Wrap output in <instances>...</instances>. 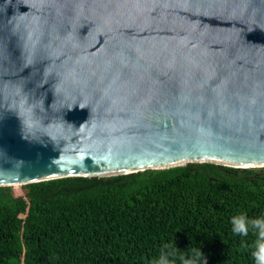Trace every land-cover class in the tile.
I'll list each match as a JSON object with an SVG mask.
<instances>
[{"label":"water","instance_id":"obj_1","mask_svg":"<svg viewBox=\"0 0 264 264\" xmlns=\"http://www.w3.org/2000/svg\"><path fill=\"white\" fill-rule=\"evenodd\" d=\"M264 169V0H0V188Z\"/></svg>","mask_w":264,"mask_h":264},{"label":"trees","instance_id":"obj_2","mask_svg":"<svg viewBox=\"0 0 264 264\" xmlns=\"http://www.w3.org/2000/svg\"><path fill=\"white\" fill-rule=\"evenodd\" d=\"M264 217V169L201 164L0 188V264H151L164 245L195 264H254L231 218ZM200 250L197 258L194 250Z\"/></svg>","mask_w":264,"mask_h":264},{"label":"clouds","instance_id":"obj_3","mask_svg":"<svg viewBox=\"0 0 264 264\" xmlns=\"http://www.w3.org/2000/svg\"><path fill=\"white\" fill-rule=\"evenodd\" d=\"M232 232L238 236L247 237L252 230L257 239L251 255L254 264H264V217L249 219L245 213L233 216L231 218ZM180 251L176 248L175 243L164 245V250L158 258L154 259L151 264H176V253ZM197 258L202 256L201 251L194 250ZM182 264H195L191 258L180 257Z\"/></svg>","mask_w":264,"mask_h":264},{"label":"rangeland","instance_id":"obj_4","mask_svg":"<svg viewBox=\"0 0 264 264\" xmlns=\"http://www.w3.org/2000/svg\"><path fill=\"white\" fill-rule=\"evenodd\" d=\"M23 187L24 186H18V187L13 188V190L17 196H23Z\"/></svg>","mask_w":264,"mask_h":264},{"label":"bare ground","instance_id":"obj_5","mask_svg":"<svg viewBox=\"0 0 264 264\" xmlns=\"http://www.w3.org/2000/svg\"><path fill=\"white\" fill-rule=\"evenodd\" d=\"M18 186H21V185H16L15 187H18Z\"/></svg>","mask_w":264,"mask_h":264}]
</instances>
